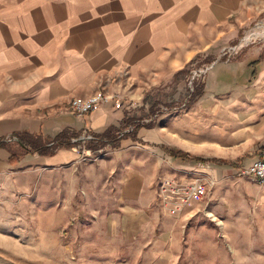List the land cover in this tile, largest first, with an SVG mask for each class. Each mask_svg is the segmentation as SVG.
<instances>
[{
	"label": "crops",
	"instance_id": "crops-1",
	"mask_svg": "<svg viewBox=\"0 0 264 264\" xmlns=\"http://www.w3.org/2000/svg\"><path fill=\"white\" fill-rule=\"evenodd\" d=\"M263 13L264 0H0V142L5 143L0 148V203L3 190L10 194L18 178L30 185L34 174L26 167L77 159L86 144L72 140L85 134L107 142V131L114 136L125 128L129 102L169 89L177 75L199 61L215 62ZM210 73L206 94L193 106L210 109L217 98L227 104L247 97L258 119L254 133L242 142L246 153L240 169L210 170L221 182L242 175L264 157V45L245 49ZM100 91L114 100L85 116L67 109L73 99ZM64 130L72 148L59 149L53 156L27 155L19 164H9L17 140L8 138L17 139L20 132L54 137ZM162 136L143 127L137 137L161 148L169 144ZM163 156L159 160H174L166 152ZM174 161L181 166L192 163ZM248 177L239 180L237 201L229 208L237 211L236 240L243 237L258 247L264 242V183ZM134 179L141 176H125L126 190L133 188Z\"/></svg>",
	"mask_w": 264,
	"mask_h": 264
},
{
	"label": "rangeland",
	"instance_id": "rangeland-1",
	"mask_svg": "<svg viewBox=\"0 0 264 264\" xmlns=\"http://www.w3.org/2000/svg\"><path fill=\"white\" fill-rule=\"evenodd\" d=\"M255 26L257 31L264 29V13L245 31ZM263 45L261 41L247 48ZM224 60L199 61L177 75L169 89L155 90L129 102L130 110L126 107L130 118L145 116L144 128L163 135L169 143L164 145L185 149L206 163L181 166L174 160H159L165 153L160 144L141 139L121 144L129 133L120 139L119 134L113 136L119 148L109 142H91L88 146L96 150L91 148L89 154H80L69 163L26 167L34 174L30 185L18 178L10 194L3 190L0 264H264V242L257 247L243 237L236 240L237 211L229 208L237 201L236 185L240 179H249L248 175L217 182L210 174L221 161L240 169L246 153L242 142L254 133L258 120L251 113V98L227 104L217 98L210 109L184 106L195 91L190 92L191 72L211 62H231ZM209 72L197 77L194 88L205 86L207 78L208 84L217 69ZM152 105L158 117H150ZM136 122L131 123L130 132L137 130ZM185 142L191 147L183 146ZM4 144L0 142V148ZM132 172L141 179H134L133 188L126 190L125 176ZM167 180L183 187L197 180L209 183L202 201L190 202L171 214L166 203L170 193L162 192Z\"/></svg>",
	"mask_w": 264,
	"mask_h": 264
},
{
	"label": "built area",
	"instance_id": "built-area-1",
	"mask_svg": "<svg viewBox=\"0 0 264 264\" xmlns=\"http://www.w3.org/2000/svg\"><path fill=\"white\" fill-rule=\"evenodd\" d=\"M257 27H253L249 29L248 31H245L244 34L241 36L239 41L232 45L229 46L225 49H223L221 53L220 58L226 57V62L232 61L235 58V55L239 54L238 52L242 51L243 49L247 48L251 44H255L257 42L264 41V29L262 30H255ZM263 31V36H254L255 34ZM222 61V60H221ZM213 65L209 64L205 67L198 68L193 70L191 73V79L189 81V86H190V92L192 93L195 88H194V83L197 77H200L202 75H207L208 72L212 69ZM196 87V86H195ZM115 97H109L108 95L104 94L103 92H98L97 94L84 98V99H73L69 104L67 109L69 112L78 115V116H85L92 111H94L100 104L106 103L108 101L114 100ZM191 98V95L189 96ZM187 102L185 103V107L187 106ZM121 105L118 104L117 108H119ZM129 106V105H128ZM132 107L129 106L127 107L128 110H130ZM177 109V108H176ZM159 112L157 111L154 117H158ZM151 119V121L153 120ZM146 119L142 121V124L145 123ZM139 122V121H137ZM133 127L129 125L127 128L122 129L119 131L117 134H119V139L125 137V135L131 133L130 130L132 131ZM129 129V130H128ZM9 141L12 140H17L13 138H8ZM99 138L95 137L92 134H85L82 135L81 137L74 138L72 142L75 143H84L86 146H81L80 150L82 151L83 154L85 153H90L92 149L90 150L88 148L89 143H98ZM243 175H248L253 177L257 182L259 183H264V157L258 159L255 161L249 168L243 169L242 171ZM207 180H205L206 182ZM209 182H206L208 184ZM204 184L202 181H194L192 184H190L188 187H183L181 185H178L174 183L173 181L167 180L164 182L162 185V192L163 193H170V196L168 197V200H166L167 204H170V211L171 214H177L183 210L186 206L190 204V202H198L202 201L203 197L206 192L207 185Z\"/></svg>",
	"mask_w": 264,
	"mask_h": 264
},
{
	"label": "trees",
	"instance_id": "trees-1",
	"mask_svg": "<svg viewBox=\"0 0 264 264\" xmlns=\"http://www.w3.org/2000/svg\"><path fill=\"white\" fill-rule=\"evenodd\" d=\"M182 73H185L184 71ZM205 95V86L201 85L195 88V91L193 95H191V98L189 102L187 103V106L191 107L195 105L203 96ZM189 104V105H188ZM155 105H152L151 113L149 114L150 117L154 116ZM145 119V116H138L129 118L126 123L125 127L131 125V123L135 121L138 125V128L136 131L131 132L130 135L125 137L128 139L130 138L133 142H138V131L143 128L146 125L142 124V121ZM111 130L107 131L105 134V137H109V140L107 142L110 143V145H113L114 148H119V143L116 142L115 137L112 136ZM17 138V141L14 143L13 151L11 152V157L9 159V164L11 165H17L21 162L22 158L27 155H34L37 154L39 156H53L56 154V152L59 149L63 148H72L73 145L68 142L69 134L68 131L64 130L58 135L51 137V136H45L43 133L39 134H30L27 132H20L15 135ZM104 143V142H103ZM104 145V144H102ZM106 146V145H105ZM89 149L93 148L96 150L97 147L95 146H88ZM161 149L165 151L170 157L174 158V160H180L182 162H192V163H206V160L193 157L189 155L188 153L174 148V147H168V146H162ZM215 162V161H212ZM218 166H224V167H234L235 165L232 163H227L225 161H221Z\"/></svg>",
	"mask_w": 264,
	"mask_h": 264
},
{
	"label": "bare ground",
	"instance_id": "bare-ground-1",
	"mask_svg": "<svg viewBox=\"0 0 264 264\" xmlns=\"http://www.w3.org/2000/svg\"><path fill=\"white\" fill-rule=\"evenodd\" d=\"M211 64H212V63H211ZM213 65H216V64L213 63ZM103 93H104V92H103ZM104 94H106V93H104ZM106 95H107V94H106ZM100 105H101V104H100Z\"/></svg>",
	"mask_w": 264,
	"mask_h": 264
},
{
	"label": "water",
	"instance_id": "water-1",
	"mask_svg": "<svg viewBox=\"0 0 264 264\" xmlns=\"http://www.w3.org/2000/svg\"><path fill=\"white\" fill-rule=\"evenodd\" d=\"M215 62H216V61H215ZM215 62H214V63H215Z\"/></svg>",
	"mask_w": 264,
	"mask_h": 264
}]
</instances>
